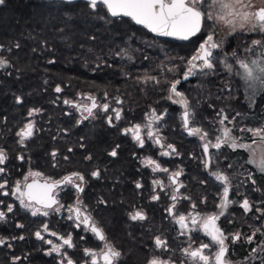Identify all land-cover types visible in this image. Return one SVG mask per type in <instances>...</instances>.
<instances>
[{"label": "trees", "instance_id": "trees-1", "mask_svg": "<svg viewBox=\"0 0 264 264\" xmlns=\"http://www.w3.org/2000/svg\"><path fill=\"white\" fill-rule=\"evenodd\" d=\"M205 10L210 9L207 6ZM206 34H220L214 21H206L196 37L178 41L158 37L129 18L112 17L103 6L93 11L85 1L5 0L0 4V59L6 60L8 67L0 68V143L9 155L12 143L17 152H24L28 144L36 141L26 139L23 142L26 146H21L17 133L32 121L33 136L87 135L98 137L99 146L114 143L115 149L122 150L125 167H131L132 154L146 150L130 143L124 129L136 124L147 128L155 111L157 116L163 117L155 123L158 135L167 145L183 153L180 163L185 183L191 184L197 192L193 200H201L197 194L206 195L207 179L202 142L199 135L190 136L185 131L182 105L168 98L174 96L170 92L171 83L180 81L177 91L187 99L193 113L190 126L208 132L207 139L212 142L221 134L222 116H227L225 123L234 126L243 137L252 134L241 129L264 128V91L258 92L254 104L250 102L238 63V60L251 59L253 41L264 40L263 36L239 31L231 38V45L223 46L213 58L212 70L202 72L198 67L193 70L191 79L184 82L188 62ZM221 39L219 36L218 40ZM225 61L232 66V71L225 68ZM56 87L62 92H55ZM79 95L108 96L112 100L105 102L120 111V119L115 118L112 126L107 123L101 126V132L94 131L88 122L78 124V117L71 114L75 110L63 100L75 102ZM30 112L33 117L29 116ZM46 142L43 144L48 145L50 140ZM36 151L43 152L38 146ZM214 157L211 172H219L223 167L222 158ZM237 157L245 158L241 154ZM120 166L123 168L124 164ZM234 170V166L230 168L231 175L236 176ZM213 180L210 183L215 188L217 181ZM212 200L215 201L214 197ZM3 210L7 212V208ZM100 211L108 219L103 227L106 232L112 229L120 236L117 247L122 248L128 231L125 209L109 207ZM7 215L10 217L1 222L0 233L9 244L2 248H11L13 236L17 237L19 247L49 248L46 240L40 241L35 235L46 224L43 220H31L30 216L13 219V213ZM48 223L50 231L57 236L68 237L76 231L74 224L62 223L58 217ZM145 226L151 230L144 232L156 234L160 223L148 222ZM131 229L135 233L129 237L130 247L148 262L149 250L156 249L154 237L147 238L144 244L138 236L140 229L136 226ZM26 231L31 237L25 242L26 239L20 237ZM47 238L57 241L52 236ZM75 251V248H67V260L75 261ZM49 263L59 264V261Z\"/></svg>", "mask_w": 264, "mask_h": 264}, {"label": "flooded vegetation", "instance_id": "flooded-vegetation-1", "mask_svg": "<svg viewBox=\"0 0 264 264\" xmlns=\"http://www.w3.org/2000/svg\"><path fill=\"white\" fill-rule=\"evenodd\" d=\"M210 2L211 0H208V2L203 5V8H207ZM215 24L216 26H220L217 22H215ZM220 32L218 36L213 35L214 40L217 42L222 41V46L213 50L212 60L223 49V46L225 47L232 43L231 38H233L234 35L231 36L229 40L228 38L224 40L222 30ZM259 34L264 38V34ZM207 35L208 34H206V37ZM219 36L222 38L221 40H218ZM223 41L225 43H223ZM196 63L199 64V62ZM86 96L89 95H79L78 101L65 104L69 106L71 110H75V112L71 114L72 117H78V124L88 122L96 132H101L99 131L100 127L105 126L106 123L112 126L115 122L116 112L111 104L105 102V100H112L108 96L101 97L100 95H91L95 97L98 105L108 104L109 108L108 111L105 112L98 107L94 110V115L87 119L83 118L87 116V113H82L78 111L76 107L71 106L73 104L90 105L91 101L85 99ZM64 101L65 100H63V102ZM109 117L112 118L111 124L109 123ZM157 122L158 121H154L152 124L151 130L154 132L152 139H149L147 136L149 129L142 127L141 136L144 139L143 147L134 141L131 134H129L128 139L131 140L130 143L136 144L139 148L146 150L145 152H135L132 154L131 167H125L126 161L123 162L122 150L115 149L112 140V145L99 146L97 144L98 137L95 136L46 135L39 137L32 135L27 140L36 142L34 144H32L33 142L28 144L25 151L22 153L17 152L16 147L12 143L11 155L6 153L4 144L0 143V149L4 150L7 156L5 163L0 165V168L4 169V172L0 173V184H6L5 188L0 189V211L4 212L3 208H7L8 205H12L13 207L12 212H4V220H8L10 217L7 215L8 213H13V219L28 216L32 218L31 220L41 219L46 223L47 228L48 222L55 217H58V220L62 223H72L76 229L75 233L71 234L74 245L71 249L75 248L76 250L73 264H91L92 257L85 254V249H89L96 254L98 264H104L101 258V253L103 251L102 242L98 241L89 230H86L82 223L79 224L78 227L75 213H70L67 210L69 207H79L81 209V219H83V215H90L92 220L104 230L108 242L122 253L117 264H134L135 262L148 264V262H145V257L139 258L140 253L138 254L137 251L130 247L129 237L135 233L131 231V227L135 226L137 229H140V231H138V236L142 242L144 241V244L147 238L151 239L152 237H154V239L159 237L167 241L168 250L165 251L157 248L155 250H149L151 258L148 259V261L154 257H159L162 260L169 261V264H192V261L184 255L183 249L189 247L196 249L200 247L202 243H208L210 244V248L205 250V254L212 256L216 251V246L211 244L210 238L205 236L202 230H199V226L191 224V217L189 214L195 215L199 213L201 216H204L215 214L220 211L218 205L223 195V185L215 179L212 175L213 172H211L212 157L218 155L219 158H222L221 162L223 165L222 169L218 170L220 173L223 171L222 174H226L230 178L229 199L233 201V203L228 206L225 214L217 221L218 226L228 237L225 241L228 249L227 259L230 261V264H264V173L258 170L257 165L248 162L251 159L249 151L239 147L233 149L227 144L222 145L219 150L210 146L209 154L211 162L207 168L205 167L207 179L206 192L204 193L206 195H202L198 192L197 196L199 198L202 197L201 200H193L197 192H194L191 184L185 183L184 170L180 163L183 158V153L180 152L177 147H174L176 150L175 152L168 148V145L157 133L155 128V123ZM224 127L232 130L231 135L236 138L239 144L247 143L253 145V141H256L252 140L253 135L251 137L238 135V130H236L234 126L229 125V123H224V125H222L220 136H222V129ZM185 131L187 132L186 129ZM156 138H160L163 147L155 143ZM198 138L202 142L201 147L203 149V144L206 141L201 140L200 137ZM47 140H50V143L44 145L43 141L46 142ZM100 140L103 139L101 138ZM21 146H26V144L23 143ZM36 146L41 147L43 152L38 153L36 151ZM69 149L72 151H69ZM113 150L117 153L115 157L109 154ZM53 152L56 153L55 157L52 156ZM164 152H168L169 154L162 155ZM239 152L245 158L237 157L240 155ZM89 156L91 159H86V157ZM65 157H68V159L66 160ZM204 158L205 164V161L209 160V156H204ZM147 159L156 161L161 168H166L168 171L154 172L152 170L153 166H145V161ZM121 163L124 164L123 168L120 166ZM233 166L236 168V170H234L237 172V174H235L236 176L231 175L230 168ZM96 170L100 172L99 178H94L91 175V173ZM35 172H39L41 175L39 177H32L29 175V173ZM75 172H79L84 176V182L82 184L84 189L83 192H77L75 187L71 185H62L60 188H57L55 195L59 204L63 205V207L60 208L59 212L48 210V216L39 214L33 216L31 211L23 208L16 196L12 194L17 183L21 185V190H24V184L32 183L33 179L40 184H43L45 181L50 183L52 181L62 180L65 176ZM176 172L181 173L180 176L177 177V184L182 185L179 187V191L175 190L177 185H173L169 179V177ZM25 177H28V179L25 180ZM212 179L217 181V187L215 188H213L210 183ZM154 181H160L161 184H155ZM253 181H255V183H253ZM76 182L79 183V181ZM137 183L141 185L140 188L136 187ZM4 192H8L9 195H3ZM173 194L177 197L175 201L171 198ZM153 196H158L159 198L154 200L152 198ZM184 197H190V199H185ZM212 197H214L215 201L212 200ZM244 199L249 201L251 207V210L248 212H245L244 209L240 207ZM101 201H103V203ZM192 204L196 205L195 209H193ZM173 205H175L173 212L177 214V216L179 214L189 216V228H196L197 230L188 232L180 228L176 223V216L170 215L168 211ZM57 207H59V205H57ZM109 207H121L125 209L124 216L127 225L126 229L128 231L126 232L127 237L124 243L122 242V248L117 247V244H119L118 238L120 236L112 232L111 228V232H106L103 227L104 223L108 222V219L104 217L100 209ZM129 208H133V211L129 210ZM136 211H142L146 219L144 221H132L130 219V214ZM69 216H72V219H68ZM4 220H0V224ZM156 221L160 223L158 227L159 230L156 234H154V232H144L145 229L146 231L151 230V228H146L145 224ZM131 224H133V226H131ZM257 229L260 230L257 231ZM30 230L32 229L30 228ZM182 231H184L183 235H181ZM28 232L29 231H26L27 235L21 236L23 239H26L25 242L28 237H31ZM39 232L44 237V240H51L47 238L52 236L50 235L51 231L49 228L45 231L43 227ZM237 233L240 234V238L238 240H233L232 237ZM253 233H255V235H253ZM58 236L64 237L62 235ZM58 236L52 237L57 239ZM249 236H252L251 242L248 240ZM11 239L14 242L10 244L11 248H2L3 245L9 244V240L3 239L0 233V240L4 241L3 244H0V264H50V260L59 261V264H67V246H62L60 248V253H56L52 251V245L48 243L47 245L49 248L47 249H41L40 247L35 249L17 246L16 236L11 237ZM134 241L136 242V240ZM52 242L56 245H62V240L60 239ZM3 253H5V256H3ZM42 254L44 256H41Z\"/></svg>", "mask_w": 264, "mask_h": 264}, {"label": "snow or ice", "instance_id": "snow-or-ice-1", "mask_svg": "<svg viewBox=\"0 0 264 264\" xmlns=\"http://www.w3.org/2000/svg\"><path fill=\"white\" fill-rule=\"evenodd\" d=\"M5 0H0V4H3ZM68 3H72L73 0H67ZM208 0H87V5L93 11H96L98 6H103L107 10V13L112 17H127L131 21H133L136 25H140L143 28L147 29L149 32L154 33L157 36L162 37H172L181 41H188L193 37H196L198 33H201L202 28L205 25L206 21H214V22H222L224 25L228 26L231 31L236 30L237 21H239V27L241 31H249V32H259L264 34V6H261L258 10H254L255 6L252 4V0H211L208 3V9L205 10L203 5H205ZM254 46H262L264 45V40H254ZM222 46V41L217 42L214 40L212 34H208L203 43L199 45V49L195 55L191 57V60L188 62L189 67L188 71L184 74V79H187L189 75L193 74V69L199 67L200 71H204L205 69L212 70L214 68V64L212 61L213 50L220 48ZM19 47V45H16ZM235 56V53H233ZM261 56H264V51L261 52ZM196 62H199L196 63ZM239 67L243 70L242 78L246 82L247 86L252 89H256L257 85H259L260 89L264 91V60H251L250 62H245L244 60H238ZM8 67V63L4 59H0V68ZM225 68L228 71H232V66L225 61ZM171 71V69H169ZM180 81L176 80L171 83L170 92L176 96L180 97L179 100L173 101L174 103H180L183 108V126L187 130L188 135H199L201 140H205L206 142L203 144V152L205 156H209V160L205 161V167L207 168L211 162L209 147L215 148L219 150L222 145L227 144L229 147L235 149L237 147L248 150L251 153L252 159H250L249 163H255L258 167V170L261 173H264V128H248L241 129V131H248L252 133L253 137L259 138V146L253 148L252 144H239L235 137L231 135V129L224 127L222 129V136L218 135L215 137V142L213 143L211 140L207 139L209 133L206 131H202L199 127H190L191 120L193 117V113L189 110L188 101L183 97V94L177 91V84ZM55 91L57 93L61 92L62 89L60 87H56ZM172 99V96L168 97ZM85 99L91 101V104L84 105H71L76 107L78 111L82 113H87V116H84V119H87L90 116L94 115V110L98 107L103 111L107 112L109 105L103 104L98 105L95 97L89 95L86 96ZM20 99L17 98V103H20ZM65 104H71L70 101L65 100ZM120 102V101H118ZM117 120L120 119V111L115 110ZM32 113L30 112L29 115ZM163 119L162 116H157L155 111H153L151 118L149 119L146 127L149 129L147 132V136L149 139H152L154 136V132L152 129V124L154 121H159ZM112 118L109 117V123L111 124ZM228 120L227 116H222L219 123L224 125L225 121ZM33 124L29 123L25 126L24 129H21L17 133L20 137V143L30 138L33 135ZM142 126L140 124H136L133 127L124 129V134H131L132 139L136 141L141 147L144 146V139L141 136ZM156 144H161L160 138H156ZM255 143V141H253ZM168 148L172 149L175 152V148L172 145H168ZM69 151H72L69 149ZM257 153H259V158L257 159ZM111 156L115 157L117 155L116 151L113 150L109 153ZM168 152L162 153V155H168ZM52 156L55 157L56 153L53 152ZM7 159V156L4 150L0 149V165H3ZM67 160L68 157H65ZM86 159H91V157H86ZM145 166H153L152 170L156 171H164L167 172L168 169L161 168L156 161L152 159H147L145 161ZM4 169L0 168V173H3ZM180 172L173 173L169 179L171 180L173 185H177L176 191H179V187L182 185L177 184V177L180 176ZM32 177H39L41 174L39 172L29 173ZM91 175L94 178H99L100 172L98 170L93 171ZM212 175L215 177L217 181H219L223 185V195L221 201L218 205L220 211L215 214L204 215L201 216L199 213L195 215L189 214L191 217V224L194 226H199V230H202L204 235L210 238L211 244L216 246V251L212 256L205 254V250L210 248V244L202 243L200 247L196 249H192L191 247L183 249L184 255L188 257L192 264H230V261L227 259V246L225 241L228 237L222 231V229L218 226L217 221L221 216L225 214L228 206L233 203L229 199V186H230V178L226 174H222L220 172H213ZM28 177H25L27 180ZM76 181H79L77 183ZM84 176L79 172L72 173L70 175L65 176L62 180L48 182L45 181L43 184L38 183L35 179H33L32 183H25L23 186L24 190H21V185L19 183L16 184L12 194L16 196L19 200L20 205L31 211L33 216L43 215L48 216L49 211L52 210L54 212H59L60 208L63 205L59 204V201L56 198L55 191L57 188H60L62 185H71L75 187L77 192H83V184ZM155 184H161L160 181H154ZM255 183V181H253ZM6 187V184H0V189ZM137 188H140L141 185L137 183ZM3 195H9L8 192H4ZM154 200L158 199V196L152 197ZM172 200L175 201L177 199L176 195H172ZM185 199H190V197H184ZM79 202V201H78ZM103 203V201H101ZM59 205V207H57ZM193 209H195L196 205L192 204ZM240 207L244 209L245 212L251 210L249 201L244 199L240 204ZM175 205L170 208L169 214L176 216V223L180 226L182 230H186L188 232L197 230L196 228H189L188 220L189 216H185L183 214H175L173 209ZM70 213H75V218L78 221L77 226L79 224H83L86 230H89L94 237L102 242L103 251L101 253V258L104 264H117L120 260L122 253L117 250L112 244H110L107 240L106 234L104 230L99 227L91 218L90 215H83V219H81V209L79 207H69L67 209ZM7 211L12 212V205L7 206ZM5 219V213L0 211V220ZM68 219H72V216H69ZM130 219L132 221H144L146 216L142 211H136L130 214ZM44 230L47 231V225H44ZM260 229H257L259 231ZM184 234V231L181 232V235ZM36 238L39 240H44V237L41 235L39 231L35 233ZM50 235L56 236L55 232H51ZM255 235V233H253ZM23 239V237H20ZM240 238V234H235L232 239L238 240ZM57 239L62 240V245L53 244L51 240H46L45 242L52 245V251L56 253H60V248L62 246H67L68 248H72L73 242L71 236L67 238L57 237ZM249 242L252 240V236L248 237ZM4 241L0 240V244H3ZM155 246L157 249H163L165 251L168 250L167 241L162 240L159 237L155 238ZM85 254L92 257L91 264H98L97 256L94 252L89 249H85ZM67 264H73L71 259L67 260ZM148 264H169V261H165L160 259L159 257H154Z\"/></svg>", "mask_w": 264, "mask_h": 264}, {"label": "rangeland", "instance_id": "rangeland-1", "mask_svg": "<svg viewBox=\"0 0 264 264\" xmlns=\"http://www.w3.org/2000/svg\"><path fill=\"white\" fill-rule=\"evenodd\" d=\"M245 2H247V0H245ZM252 4L255 6V9L254 10H257L259 9L261 6H264V0H252ZM220 26H216L219 30V32L222 30V35H224V40L225 38L229 40V38L231 36H233L234 34L238 33L240 30V27H239V21H237V25H236V30L235 31H231L230 28L226 25H224L222 22H217ZM247 33H254V34H257L259 32H249V31H245ZM221 33V32H220ZM253 50V55L251 57L250 60H245V62H250L251 60H264V56H261V52L264 51V45L262 46H254V48L252 49ZM243 74V70L241 69V75ZM246 87H247V96L250 100L251 103H255V98L256 96H258V92L261 90L259 85H257L256 89H252V88H249L246 84ZM184 97V96H183ZM180 97H176V96H173L172 97V100L173 101H176V100H179ZM177 104H180V103H177ZM183 107V106H182ZM183 111H184V108H183ZM182 111V112H183ZM31 117L34 116V114L32 113L31 115H29ZM30 123L33 124V122L31 121ZM34 126V124H33ZM35 127H33L34 129ZM147 130V129H146ZM252 134V133H251ZM252 136V135H251ZM249 136V137H251ZM252 140H256L255 143H253V148H256L259 146L260 142H259V138L258 137H253ZM250 153V152H249ZM250 157L252 159V156H251V153H250ZM257 159L259 158V153H257ZM255 164V163H254ZM256 165V164H255Z\"/></svg>", "mask_w": 264, "mask_h": 264}, {"label": "water", "instance_id": "water-1", "mask_svg": "<svg viewBox=\"0 0 264 264\" xmlns=\"http://www.w3.org/2000/svg\"><path fill=\"white\" fill-rule=\"evenodd\" d=\"M61 1H65V2H67V0H61ZM79 1H85V2H87V0H73V2H79ZM120 18H127V17H120ZM147 30V29H146ZM152 34H154V33H152ZM199 34V33H198ZM197 34V35H198ZM155 35V34H154ZM157 36V35H156ZM158 37H162V36H158ZM163 38H171V39H174V38H172V37H163ZM194 38V37H193ZM175 40H177V39H175ZM178 41H181V40H178ZM191 77H192V74L191 75H189L188 76V78L187 79H183V81L184 82H186V81H188L189 79H191ZM188 133V132H187Z\"/></svg>", "mask_w": 264, "mask_h": 264}]
</instances>
